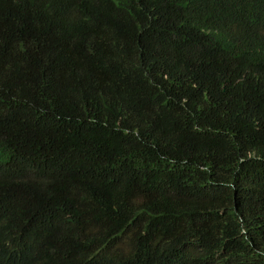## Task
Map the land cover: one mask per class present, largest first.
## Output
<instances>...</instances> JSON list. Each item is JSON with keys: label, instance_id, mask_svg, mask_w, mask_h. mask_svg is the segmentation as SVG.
Segmentation results:
<instances>
[{"label": "trees", "instance_id": "obj_1", "mask_svg": "<svg viewBox=\"0 0 264 264\" xmlns=\"http://www.w3.org/2000/svg\"><path fill=\"white\" fill-rule=\"evenodd\" d=\"M0 264H264V0H0Z\"/></svg>", "mask_w": 264, "mask_h": 264}, {"label": "clouds", "instance_id": "obj_2", "mask_svg": "<svg viewBox=\"0 0 264 264\" xmlns=\"http://www.w3.org/2000/svg\"><path fill=\"white\" fill-rule=\"evenodd\" d=\"M9 152L1 149V152ZM236 258H230L223 249L205 251L195 241L180 240L174 244L173 252L168 257H152L149 264H237Z\"/></svg>", "mask_w": 264, "mask_h": 264}]
</instances>
